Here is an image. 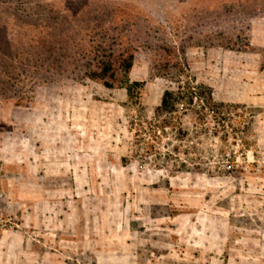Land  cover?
Segmentation results:
<instances>
[{"label": "rangeland", "instance_id": "374dc122", "mask_svg": "<svg viewBox=\"0 0 264 264\" xmlns=\"http://www.w3.org/2000/svg\"><path fill=\"white\" fill-rule=\"evenodd\" d=\"M106 31L136 48L129 73L117 72L113 88L82 76L89 60L77 50L103 41ZM185 85L189 105L156 112L164 90ZM75 94L82 106L89 100L93 116L73 131L97 140L96 148L106 138L112 166L124 171L113 177L111 196L97 201L99 214L112 215L115 239L127 224L145 236L161 231L156 259L185 264L186 247L193 248L192 260L201 259L207 220L213 232L223 228L224 261L234 241L246 246L262 238L264 0H0L2 118L24 120L26 111L62 97L67 105ZM28 133L0 116L3 264L40 261L48 248L46 218L60 211L48 204L64 195L47 190L42 146L32 147ZM59 258L106 264L107 257Z\"/></svg>", "mask_w": 264, "mask_h": 264}, {"label": "crops", "instance_id": "0c3cea01", "mask_svg": "<svg viewBox=\"0 0 264 264\" xmlns=\"http://www.w3.org/2000/svg\"><path fill=\"white\" fill-rule=\"evenodd\" d=\"M73 97L75 99H71L67 105L62 97L57 98L56 103L48 105L47 108L28 110L25 112L24 120L13 121L12 118L7 120L0 115L3 122L25 125L29 132L26 137L31 146L37 143L42 146L41 174L48 178L50 186L47 190L64 193L62 200L51 201L48 204L49 208H57L60 211L46 218L47 230L43 233V239L48 241V248L41 252L39 262L35 263L32 258L31 264H67L59 256L79 257L94 262H97L98 257L106 256V264H117L119 261L122 264H162L161 259H156L162 253L159 249L161 231L149 232L150 234L145 236V233H137L127 224L119 241L114 238L112 215L108 220L107 215L98 213L97 201L107 199L114 191L113 177L124 171L122 168L112 166L106 138L102 139V146L96 148L97 140L92 141L88 136L80 137L73 131L80 123L89 126V120L93 116L89 100L82 106L83 102L82 105L78 102L76 94ZM79 118L83 120L79 121ZM99 192L103 195L99 196ZM103 213L108 212L105 210ZM212 225L210 220L203 222V249L197 254L201 259L192 260L193 248L186 247L184 251L186 258L181 262L264 264V234L260 240H249L246 246H243L241 240L234 241L235 245L229 248L231 259L224 261L220 257L227 246L223 228L219 226V230L213 232ZM221 225H224L223 222ZM189 240H193L192 233ZM237 242L239 243L236 245ZM34 249L29 250L31 256L35 254ZM212 249L215 252L213 255L218 256L212 259L214 261L210 259ZM118 255L121 256V260L114 259ZM167 256L172 254L168 253ZM188 257L190 258L187 259ZM175 260L171 262L178 264ZM0 264H3L1 257ZM7 264H11V261Z\"/></svg>", "mask_w": 264, "mask_h": 264}, {"label": "trees", "instance_id": "16d2710c", "mask_svg": "<svg viewBox=\"0 0 264 264\" xmlns=\"http://www.w3.org/2000/svg\"><path fill=\"white\" fill-rule=\"evenodd\" d=\"M99 30L101 31V29ZM110 32L111 31H106L100 35V37L104 39L103 41L97 40L96 43H94L92 39L91 42L77 47V50L82 56L89 60L82 65V76L107 88H113L117 72H123L124 74L129 73L136 50L134 45H124L122 42L116 43V38L120 35L113 37L109 35ZM108 39H115L113 40V45H107ZM65 46L66 49H71L68 45ZM131 87V85L125 86L129 97ZM192 99V92L188 85L182 88L177 86L176 90L166 89L155 110L156 112L162 111L170 113L177 104L189 105ZM207 102L209 103L210 100Z\"/></svg>", "mask_w": 264, "mask_h": 264}]
</instances>
